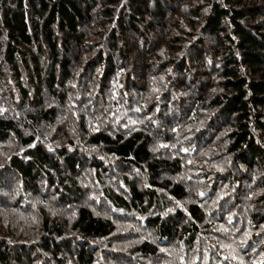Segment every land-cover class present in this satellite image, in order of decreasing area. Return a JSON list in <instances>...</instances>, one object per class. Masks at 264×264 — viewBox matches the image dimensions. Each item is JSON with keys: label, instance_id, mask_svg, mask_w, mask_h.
<instances>
[{"label": "trees", "instance_id": "1", "mask_svg": "<svg viewBox=\"0 0 264 264\" xmlns=\"http://www.w3.org/2000/svg\"><path fill=\"white\" fill-rule=\"evenodd\" d=\"M0 264H264V0H0Z\"/></svg>", "mask_w": 264, "mask_h": 264}]
</instances>
